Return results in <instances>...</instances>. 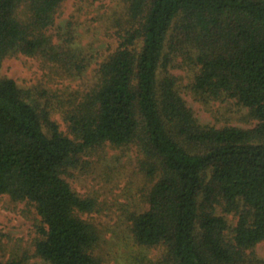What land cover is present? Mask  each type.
Wrapping results in <instances>:
<instances>
[{
    "label": "trees",
    "instance_id": "obj_1",
    "mask_svg": "<svg viewBox=\"0 0 264 264\" xmlns=\"http://www.w3.org/2000/svg\"><path fill=\"white\" fill-rule=\"evenodd\" d=\"M63 1L0 0V65L18 53L62 61L46 31ZM126 1L130 28L94 87L71 101V136L29 91L0 78V194L35 208L36 256L103 264L94 254L98 233L80 217L95 203L63 175L97 147L136 144L153 182L147 209L131 218L139 245L162 246L174 264H262L246 251L264 241V0ZM166 46L199 67L198 97L235 98L257 123L199 124L173 79H158L170 61ZM218 206L238 216L231 241Z\"/></svg>",
    "mask_w": 264,
    "mask_h": 264
},
{
    "label": "rangeland",
    "instance_id": "obj_2",
    "mask_svg": "<svg viewBox=\"0 0 264 264\" xmlns=\"http://www.w3.org/2000/svg\"><path fill=\"white\" fill-rule=\"evenodd\" d=\"M127 9L126 0L63 1L46 31L62 61L20 53L6 56L0 65V78L13 79L29 91L35 104L49 111L59 130L70 135L65 115L72 107L71 101H80L97 83L99 65L115 51L120 36L130 28ZM19 12L21 16L28 14L25 5ZM165 51L170 61L165 68L161 66L158 79H173L175 89L199 124L248 129L257 123L249 109L235 98L198 97L192 84L199 67L168 46ZM142 159L136 144H105L83 156L63 175L75 192L95 203L94 211L80 217L98 233L94 254L103 264H174L165 261L162 246H141L133 237L131 218L147 209L146 193L153 183L143 172ZM216 213L226 219L225 235L231 241L237 214L226 213L220 206ZM39 224L40 218L30 203L0 194V264H49L35 255ZM246 255L264 264V241Z\"/></svg>",
    "mask_w": 264,
    "mask_h": 264
}]
</instances>
